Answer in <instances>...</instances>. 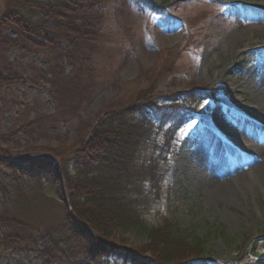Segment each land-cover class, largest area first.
<instances>
[{
  "label": "rangeland",
  "instance_id": "rangeland-1",
  "mask_svg": "<svg viewBox=\"0 0 264 264\" xmlns=\"http://www.w3.org/2000/svg\"><path fill=\"white\" fill-rule=\"evenodd\" d=\"M79 2L93 27L79 42L57 35L22 50L13 43L15 29L0 21V73L12 77L0 85V155L17 158L26 188L20 190L16 174L0 163V215L10 207L16 219L65 239V212L72 209L66 181L62 175L55 186L46 162L38 187L31 162L45 161L38 155L67 157L74 175L71 149L100 112L130 106L145 93L180 94L188 99L190 118L169 145L164 130L156 133L159 143H151L145 156L159 159L164 171L147 218L156 223L174 211L182 228L197 223L199 234L203 221L210 222L206 260L237 263L236 248L245 239L250 249L244 247L242 262L264 264V177L258 179L264 165L256 167L264 159V0H150L163 6L158 11L146 0ZM211 88L213 96L200 95ZM10 228L0 223V239ZM77 239L63 242L74 257L53 264L95 263L81 258ZM130 243L146 242L132 235ZM106 258L125 264L115 255ZM0 264L46 263L0 240Z\"/></svg>",
  "mask_w": 264,
  "mask_h": 264
},
{
  "label": "trees",
  "instance_id": "trees-1",
  "mask_svg": "<svg viewBox=\"0 0 264 264\" xmlns=\"http://www.w3.org/2000/svg\"><path fill=\"white\" fill-rule=\"evenodd\" d=\"M146 1L154 10L161 7V4ZM81 7L79 0H6L0 21L15 29L17 36L13 43L22 50L42 46L57 35L79 42L88 38L93 28L88 15L80 11ZM11 80L12 77L0 73V85ZM214 90H203L200 95L211 96ZM187 102L180 94L148 97L145 93L130 106L109 107L99 113L87 137L71 149L75 174L71 173L67 157H59L60 170L52 166L48 171L55 186L60 184L63 175L72 211L102 240L87 235L68 209L63 232L67 236L60 241L58 234L38 227L34 229L16 219L10 207H3L0 215V223L11 227L0 240L10 248L20 246L36 252L46 264L73 258L71 251L63 246L67 238L73 237H78L79 245L81 241L84 246L78 250L81 258L95 260L94 264H109L106 256L111 255L125 264H217L206 260L209 237L214 235V229L208 228L210 222L203 221V233L199 234L197 223L182 228L174 211L164 214L156 223L147 218L154 200L153 191L160 188L164 176L159 159L145 157L148 146L159 143L156 133L163 130L167 135L166 144H170L171 137L191 116L190 110L185 108ZM36 125L34 121L32 126ZM0 163L16 174L20 190H25L18 163L5 158H0ZM31 164L39 187L41 169L47 164L39 160ZM215 231L227 237L223 228L216 227ZM132 235L146 243L141 246L130 243ZM245 245V239L238 243L236 259L242 264H252L242 262L245 256H240L241 253L250 249ZM238 261L225 264H238Z\"/></svg>",
  "mask_w": 264,
  "mask_h": 264
},
{
  "label": "water",
  "instance_id": "water-1",
  "mask_svg": "<svg viewBox=\"0 0 264 264\" xmlns=\"http://www.w3.org/2000/svg\"><path fill=\"white\" fill-rule=\"evenodd\" d=\"M0 157L1 158H5V159H11V160H17V158H15V159H13L12 157H6V156H2V155H0ZM36 157H38V158H41V159H43V160H45L44 162L46 163H51V165L52 166H55V167H57V169L59 170V163H58V160L54 157V156H52V155H38V156H36ZM70 214L75 218V219H77L76 218V216L74 215V213L72 212V211H70ZM79 222V225L83 228V229H85L86 230V233L87 234H90V235H92V236H97V234L86 224V223H84V222H82V221H78Z\"/></svg>",
  "mask_w": 264,
  "mask_h": 264
},
{
  "label": "bare ground",
  "instance_id": "bare-ground-1",
  "mask_svg": "<svg viewBox=\"0 0 264 264\" xmlns=\"http://www.w3.org/2000/svg\"><path fill=\"white\" fill-rule=\"evenodd\" d=\"M261 158H262V156H261ZM263 165H264V159L262 160V159L259 158V162H258V165L256 167H260V166H263ZM206 167H207V165L205 166V168ZM194 172H196V168H193L192 173H194ZM263 177H264V173H259L258 174V179H261L262 180ZM236 178H237V176H233L231 178V180L232 179L234 180ZM236 181H238V180H236ZM234 183H236V182H234ZM224 185L227 186V187H230V186L232 187L231 182H229V181L224 182ZM235 185H237V183ZM225 193H226V195H225L226 198L231 199L233 197V191H231L229 188H227V190H226Z\"/></svg>",
  "mask_w": 264,
  "mask_h": 264
}]
</instances>
